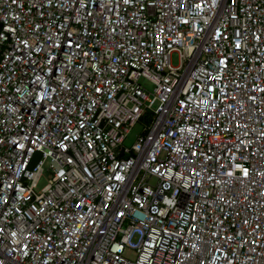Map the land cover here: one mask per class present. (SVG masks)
<instances>
[{
  "label": "built area",
  "instance_id": "built-area-1",
  "mask_svg": "<svg viewBox=\"0 0 264 264\" xmlns=\"http://www.w3.org/2000/svg\"><path fill=\"white\" fill-rule=\"evenodd\" d=\"M0 264H264V0H0Z\"/></svg>",
  "mask_w": 264,
  "mask_h": 264
},
{
  "label": "rangeland",
  "instance_id": "rangeland-1",
  "mask_svg": "<svg viewBox=\"0 0 264 264\" xmlns=\"http://www.w3.org/2000/svg\"><path fill=\"white\" fill-rule=\"evenodd\" d=\"M170 62L172 64H176L177 63V58L175 54H171L170 55ZM146 87H148V89H150V85L149 84H145ZM141 126H142V121H138L136 123H134L128 130V132L126 133L122 144L125 146H129L133 140L135 139L136 135L140 132L141 130ZM46 182L45 177L42 176L40 178V180L38 181L36 190L39 189V187H41L44 183ZM151 183L153 182V179L150 181ZM128 255L130 256V254L128 253Z\"/></svg>",
  "mask_w": 264,
  "mask_h": 264
}]
</instances>
